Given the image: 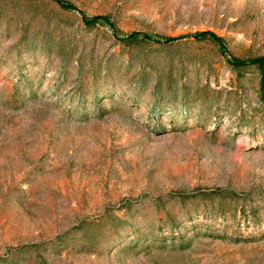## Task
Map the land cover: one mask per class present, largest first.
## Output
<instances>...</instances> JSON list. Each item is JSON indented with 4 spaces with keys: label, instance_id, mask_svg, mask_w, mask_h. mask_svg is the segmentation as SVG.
I'll list each match as a JSON object with an SVG mask.
<instances>
[{
    "label": "rangeland",
    "instance_id": "1",
    "mask_svg": "<svg viewBox=\"0 0 264 264\" xmlns=\"http://www.w3.org/2000/svg\"><path fill=\"white\" fill-rule=\"evenodd\" d=\"M259 59L264 0H0V264H264Z\"/></svg>",
    "mask_w": 264,
    "mask_h": 264
},
{
    "label": "trees",
    "instance_id": "2",
    "mask_svg": "<svg viewBox=\"0 0 264 264\" xmlns=\"http://www.w3.org/2000/svg\"><path fill=\"white\" fill-rule=\"evenodd\" d=\"M64 6V5H63ZM65 8H68V9H71V7L69 6H66L65 5ZM95 23V20H92V21H86V25L88 26H92L93 24ZM139 39H142V40H147L146 38H141L137 35H132L128 38L129 41H136V40H139ZM233 67L235 68H246V67H249V66H257L260 70V73H261V80H260V89H261V94H260V98H261V101L263 102L264 104V59H259V60H252L251 62H240V61H235L233 64Z\"/></svg>",
    "mask_w": 264,
    "mask_h": 264
}]
</instances>
